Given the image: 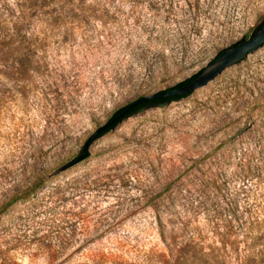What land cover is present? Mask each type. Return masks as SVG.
Masks as SVG:
<instances>
[{
  "label": "rangeland",
  "instance_id": "374dc122",
  "mask_svg": "<svg viewBox=\"0 0 264 264\" xmlns=\"http://www.w3.org/2000/svg\"><path fill=\"white\" fill-rule=\"evenodd\" d=\"M263 19L264 0H0V264H264V46L59 171Z\"/></svg>",
  "mask_w": 264,
  "mask_h": 264
},
{
  "label": "water",
  "instance_id": "95a60500",
  "mask_svg": "<svg viewBox=\"0 0 264 264\" xmlns=\"http://www.w3.org/2000/svg\"><path fill=\"white\" fill-rule=\"evenodd\" d=\"M253 34L250 35L247 39L241 40L240 42L221 51L207 66L203 68L201 73L190 82L172 89L156 92L153 94L143 95L131 102L116 117L109 120L107 123L95 130L92 135L88 138L84 146L83 152L78 157L70 161L68 164L61 167L59 171L65 170L66 168L88 157L90 154V146L96 139L97 134L103 129H105L107 126L111 125L117 119L121 118L137 104L151 98L167 97L173 95H187L189 93H193L195 90L204 87L205 85L216 79L227 68L242 61L243 59L247 58L250 54L262 48L264 46V24L254 35Z\"/></svg>",
  "mask_w": 264,
  "mask_h": 264
},
{
  "label": "trees",
  "instance_id": "16d2710c",
  "mask_svg": "<svg viewBox=\"0 0 264 264\" xmlns=\"http://www.w3.org/2000/svg\"><path fill=\"white\" fill-rule=\"evenodd\" d=\"M264 24V19L263 21L258 25V27L256 28L254 34L263 26ZM253 34V35H254ZM247 39V37L243 38L242 40ZM203 70V68L201 70H199L198 72H196L194 75H192L191 77L177 83L176 85L168 88V89H172L181 85H184L188 82H190L191 80H193L194 78H196L201 71ZM166 89V90H168ZM192 93H189L187 95H173V96H167V97H159V98H151L148 100H145L139 104H137L136 106H134L132 109H130L125 115H123L121 118L117 119L115 122H113L111 125L107 126L105 129H103L102 131H100L97 136L96 139L99 138L100 136L104 135L105 133L109 132L110 130H112L113 128H115L123 119L127 118L128 116H131L139 111H142L144 109L150 108V107H156V106H165L169 103H171L172 101L175 100H179L182 98H185L187 96H189ZM130 103H128L127 105L123 106L122 108L118 109L111 117L109 120L113 119L114 117H116L125 107H127ZM108 120V121H109ZM264 207V206H263Z\"/></svg>",
  "mask_w": 264,
  "mask_h": 264
}]
</instances>
